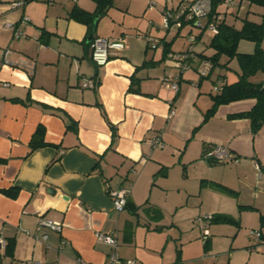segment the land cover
Listing matches in <instances>:
<instances>
[{"label": "crops", "instance_id": "1", "mask_svg": "<svg viewBox=\"0 0 264 264\" xmlns=\"http://www.w3.org/2000/svg\"><path fill=\"white\" fill-rule=\"evenodd\" d=\"M46 1L25 0L13 7L0 0V57L8 47L12 62L0 61V235L14 240L12 255L0 248V264H75L78 258L104 264L110 245L96 232L115 233L118 254L135 264L189 263L191 257H184L181 248L160 246L150 227L138 228L134 216L140 204L152 205L159 219V205L168 203L190 212L208 210L201 209L208 213L195 219L208 233L201 239L212 259L221 239L231 249L239 230L229 227L247 222V212L258 214L250 224L258 226L259 239L264 236V126L254 132L247 118L232 117L249 109L253 99L220 104L207 114L215 81H235L238 64L232 60L224 66L227 58L221 56L207 76H200L199 53L211 51L209 41L200 43L191 34L187 45L173 49L168 32L176 36L192 24L175 30L161 24L159 30L156 20L166 6L181 0H164L158 11L150 2L149 14L112 0L93 37L120 40L123 47L110 48L102 66L91 60L89 26L71 15L76 7L94 12L95 1ZM239 8L243 15L246 5ZM3 20L14 27H4ZM164 43L168 53L191 48L190 68L179 71L170 63ZM241 47L248 49L247 44ZM86 78L95 86L83 87ZM164 78L176 82L177 89L166 86ZM39 127L46 144L32 150L29 143ZM156 136L163 145L153 148L150 140ZM218 145L227 148L232 160L210 162ZM155 174L162 176L153 180ZM121 186H129L130 194L118 212L109 190ZM10 188L17 190L15 196L4 192ZM222 214L238 223L212 221ZM42 217L60 222L61 229L38 231ZM237 254L247 262L264 261V253L245 250L232 251L229 259Z\"/></svg>", "mask_w": 264, "mask_h": 264}, {"label": "trees", "instance_id": "2", "mask_svg": "<svg viewBox=\"0 0 264 264\" xmlns=\"http://www.w3.org/2000/svg\"><path fill=\"white\" fill-rule=\"evenodd\" d=\"M96 10L86 12L80 8H74L71 15L89 26L96 25L98 18L105 13L106 9L112 4V0H94ZM25 2V0H24ZM242 4L246 5L243 15L240 13ZM168 7V6H166ZM165 7V8H166ZM174 7V6H170ZM256 7V8H254ZM220 15V17L218 16ZM217 18L216 33L211 32L208 47L209 52H200L199 58H206L215 67L221 56H226L227 64L235 60L238 64L237 78L233 82H226L220 90L214 91L212 95V105L207 114L211 115L220 104H227L234 101L253 99L252 106L242 112L232 115V117L247 118L250 122L251 130L257 132L264 126V80L252 81L250 78L257 72H264V0H236L235 4H228L225 0H211V9L206 18L208 23ZM187 21H183L184 25ZM206 25L203 27L205 28ZM96 37V36H95ZM243 40L253 42L251 50H242L239 44ZM164 43L165 52H167ZM168 53V52H167ZM167 53H165L167 55ZM170 53V52H169ZM145 63V62H144ZM44 132L41 127L37 128L30 140V149H36L46 144L43 138ZM210 162H224L228 160H217L209 156ZM222 190L229 193L234 191L226 186L214 182ZM10 196H15L17 190L10 188L4 191ZM128 202V201H127ZM213 222L233 223L238 221L230 215H216L212 217ZM14 240L8 239L5 246V253L12 255Z\"/></svg>", "mask_w": 264, "mask_h": 264}, {"label": "rangeland", "instance_id": "3", "mask_svg": "<svg viewBox=\"0 0 264 264\" xmlns=\"http://www.w3.org/2000/svg\"><path fill=\"white\" fill-rule=\"evenodd\" d=\"M4 3H12L13 0H4ZM23 1V0H21ZM164 0H116L113 1L116 4L120 6L126 7L128 4L130 5V10H142L141 12H146L149 14L150 11H147L149 9V6L147 7V4L150 2H154L155 5L152 6V9H155L158 11V9L163 6ZM169 4L171 3V0H165ZM47 3V1H46ZM170 7V5L168 6ZM256 8V7H254ZM7 20H3L2 24L5 23ZM1 22V21H0ZM11 22V21H9ZM202 24L205 26L206 18L201 19ZM13 23V22H11ZM162 24V14L160 13L159 17L156 20V25L159 27V30H162L160 28ZM203 26V27H204ZM196 27L194 25H184L183 28L180 30V32L174 36L175 32L172 34L171 32H168L167 39L172 44L173 49H181V47L187 45L189 43V37L191 34L196 35L199 37V42H208L211 37L210 30L205 27ZM190 30V32H188ZM198 42V43H199ZM241 44H247L248 49L251 50L254 47V43L248 40H243L239 44V48L242 49ZM262 45H264V42H262ZM246 48H243L242 50H248ZM258 75L251 76L252 81H258L259 77H264V72H257ZM177 173L180 175L181 170H178ZM162 176L161 174H155L153 176V180H155L157 177ZM157 183V182H156ZM166 200V199H165ZM195 203L194 201H192ZM187 207L185 206H179V204H167V205H159V215L160 219L158 217H155V209L150 204H140L139 208V215L134 216L135 220L136 217L139 219L138 228L139 229H147L150 227L149 234H154L157 236V244L160 246H165L166 244L170 246L172 249L181 248L184 252L183 256L191 257L189 263L185 264H264V261L257 259L247 262V258L243 256V254H237L235 257V260H230L229 256L231 255L232 251L237 250H245L247 253L255 252V253H264V248L262 246L264 245H257L255 243L254 239H257L258 242L264 241V236H262L260 239L259 237L256 238V232H259L261 234V231L258 229L257 225L251 226V222H256L258 218V214L256 212H247V222L242 221L240 227L237 228V226L233 225L232 228L234 231H238V237L235 239V243L232 245L231 249L228 248V243L226 240L222 239L218 241L216 245L217 253L214 255V259L209 257L210 250L207 247L208 243L205 244L201 239V223L199 220L195 219L199 214H205L208 212H202V211H208L203 209H197L194 210V212L187 211ZM177 209L179 211H177ZM162 215V216H161ZM240 221V220H239ZM135 225V222H134ZM158 225V226H157ZM212 224H209L208 231L211 229ZM226 226V225H225ZM256 227V228H255ZM220 228H227V227H220ZM140 235V238H143L144 232ZM214 233H220V232H214ZM231 239V237H230ZM156 241V240H155ZM237 249V250H236ZM225 250V252H224ZM175 252V251H174ZM206 253V254H205ZM195 258V260H194ZM205 258V259H204ZM255 262V263H254ZM180 264H184V261H182Z\"/></svg>", "mask_w": 264, "mask_h": 264}, {"label": "built area", "instance_id": "4", "mask_svg": "<svg viewBox=\"0 0 264 264\" xmlns=\"http://www.w3.org/2000/svg\"><path fill=\"white\" fill-rule=\"evenodd\" d=\"M47 2L51 3L53 0H47ZM228 4H235L236 0H225ZM24 3V0L12 2L11 5L21 6ZM153 2L150 3V6ZM211 9V0H181L174 7H166L162 10V27L165 30L178 29L182 26L183 21H188L192 25L196 27H203L204 25L201 22L202 18H207ZM26 19V18H24ZM206 27L210 30V32L216 33L217 29V18L214 20L205 23ZM3 26L6 28H13L14 24L6 21L3 23ZM16 36H19L20 33L16 32ZM193 40V37L191 38ZM155 42V41H154ZM155 44V43H154ZM123 47V43L120 40H112L106 37L96 36L92 38L91 41V60L94 64L98 66L105 65L109 60V49L117 48L120 49ZM10 49L7 47L4 49L2 56L0 57V61L3 65L12 66V62L8 60L7 55L9 54ZM168 60L174 66L179 68V71H185L190 68L191 60L194 58V53L191 48L180 52H170L168 53ZM213 68L212 62L209 59L201 58L198 60V65L196 67L197 72L200 76H207ZM165 84L168 87H172L177 89L176 82H172L167 78H164ZM226 80L218 79L215 81L212 89L214 91L220 90L224 85ZM5 85H9L8 82L4 83ZM83 87H93L95 86V82L91 78H86L82 84ZM174 113L173 110H170L169 115ZM151 146L160 147L163 145L160 137H154L150 140ZM210 155L217 160H232V154L227 150V148L223 146H216ZM130 194L129 186H121L120 188L109 190V195L112 199L114 208L121 212L125 209L127 205V199ZM42 227L57 230L61 229V224L58 221H54L47 218H40L37 222L36 229L39 231ZM29 234L28 231L24 230ZM260 236L259 232H256V238ZM46 235H43L45 238ZM96 237L99 240H102L110 245V250L106 255V259L104 264H135V260L133 259H123L120 257L117 251L118 241L115 233H102L96 232ZM202 239L206 240L208 237V233L206 230L202 233ZM64 241H61L60 247H62ZM7 240L0 235V248H4L6 246ZM31 264H45L38 261H34ZM75 264H87L82 259H76Z\"/></svg>", "mask_w": 264, "mask_h": 264}, {"label": "water", "instance_id": "5", "mask_svg": "<svg viewBox=\"0 0 264 264\" xmlns=\"http://www.w3.org/2000/svg\"><path fill=\"white\" fill-rule=\"evenodd\" d=\"M93 34H94V26H91L90 31H89V33L87 35V41L92 40ZM53 191H55V190H53Z\"/></svg>", "mask_w": 264, "mask_h": 264}]
</instances>
